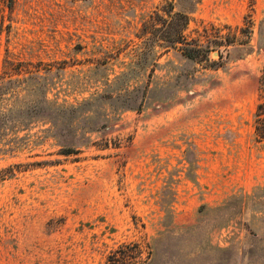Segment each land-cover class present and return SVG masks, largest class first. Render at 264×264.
Returning <instances> with one entry per match:
<instances>
[{
	"label": "rangeland",
	"instance_id": "rangeland-1",
	"mask_svg": "<svg viewBox=\"0 0 264 264\" xmlns=\"http://www.w3.org/2000/svg\"><path fill=\"white\" fill-rule=\"evenodd\" d=\"M0 90V264H264V0H0Z\"/></svg>",
	"mask_w": 264,
	"mask_h": 264
},
{
	"label": "trees",
	"instance_id": "trees-1",
	"mask_svg": "<svg viewBox=\"0 0 264 264\" xmlns=\"http://www.w3.org/2000/svg\"><path fill=\"white\" fill-rule=\"evenodd\" d=\"M173 7V3L168 1L163 8L167 17L163 18L158 25H156L155 22L152 24L153 30L151 33L153 37H156L157 40H162L164 46L175 48L187 57L207 59L209 51L214 49L210 47L211 43L228 45L234 41V34H221L220 30H217L216 35L213 37L209 36L208 33L203 34L205 41L199 37H189L185 33V29L189 22V14L183 10H174ZM3 95L4 92L0 90V129L6 128L8 119V110L1 105ZM258 107H263V105L260 103ZM255 114L254 132L256 138L261 140L264 139V108H262L261 111L257 109ZM77 151V148L70 146L66 147L63 153L69 154L76 153ZM119 251V255L112 257V264H128L125 262V258L128 256L127 249L121 248ZM135 264H139V262Z\"/></svg>",
	"mask_w": 264,
	"mask_h": 264
}]
</instances>
